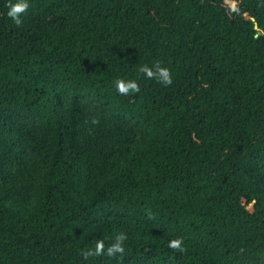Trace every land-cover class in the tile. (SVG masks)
I'll return each mask as SVG.
<instances>
[{
	"label": "trees",
	"instance_id": "trees-1",
	"mask_svg": "<svg viewBox=\"0 0 264 264\" xmlns=\"http://www.w3.org/2000/svg\"><path fill=\"white\" fill-rule=\"evenodd\" d=\"M7 2L0 264H264V0Z\"/></svg>",
	"mask_w": 264,
	"mask_h": 264
},
{
	"label": "clouds",
	"instance_id": "clouds-1",
	"mask_svg": "<svg viewBox=\"0 0 264 264\" xmlns=\"http://www.w3.org/2000/svg\"><path fill=\"white\" fill-rule=\"evenodd\" d=\"M7 15L16 23L20 24V14L26 12L29 7V0H8L7 2ZM140 71H142L147 77H156L165 85L171 84V76L169 70L165 67H161L159 63L154 65L152 68L148 66H142ZM117 90L121 94H128L129 92L139 91V87L134 80H118L116 84ZM126 239L124 234H118L116 236V242L107 249L109 254L115 252H123L122 242ZM169 247L182 250V242L180 238L171 239L169 241ZM104 248L103 241H97L95 253L99 254ZM91 254V252L87 253Z\"/></svg>",
	"mask_w": 264,
	"mask_h": 264
},
{
	"label": "rangeland",
	"instance_id": "rangeland-1",
	"mask_svg": "<svg viewBox=\"0 0 264 264\" xmlns=\"http://www.w3.org/2000/svg\"><path fill=\"white\" fill-rule=\"evenodd\" d=\"M100 223H108V224H112V225H120V226H126V227H135V226H139L138 223H132V222H127L124 220H113V219H103ZM145 230L147 232V234H169L170 230L168 229H163L160 227H153V226H146Z\"/></svg>",
	"mask_w": 264,
	"mask_h": 264
}]
</instances>
